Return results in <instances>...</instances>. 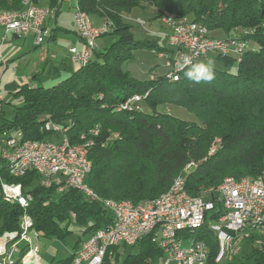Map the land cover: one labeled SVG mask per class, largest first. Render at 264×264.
I'll use <instances>...</instances> for the list:
<instances>
[{
    "label": "trees",
    "instance_id": "obj_1",
    "mask_svg": "<svg viewBox=\"0 0 264 264\" xmlns=\"http://www.w3.org/2000/svg\"><path fill=\"white\" fill-rule=\"evenodd\" d=\"M56 4L53 0L50 5ZM77 4L90 19L110 22L112 31L102 37L110 36L111 43L103 51L96 49L87 65L56 85L21 86L14 93L19 105L9 104L7 112L2 106L0 113V146L4 131H20L33 141L57 138L40 131L46 115L67 129L65 136L72 145L80 143L82 134L91 139L89 130L99 128L88 150L92 170L85 179L99 202L86 200L72 189L57 194L54 188L40 187L35 173L12 178L0 160L4 182L20 184L23 193L31 196L25 212L38 237L63 240L74 224L82 231L75 250L85 236L111 224L105 202L137 205L155 200L189 163L195 164L185 175V189L191 196L217 188L226 177L238 180L260 173L264 166V0H78ZM150 7L155 14L148 21L186 16L205 26L212 37L241 36L248 49L238 62L215 58L235 71L215 69L211 82L189 81L184 71L178 81H169L162 60L148 61L169 52L168 46L143 38V28L132 21L140 19L146 26V15L140 13ZM22 8L23 0H0V11ZM134 12L142 18L130 16ZM244 31L253 33L242 36ZM136 61H142L147 71L142 80L124 69ZM135 95L141 98L136 106L119 108ZM22 214L18 205L2 200L0 191V237L19 231ZM194 235L208 248L206 264H217L219 248L207 226ZM132 248L137 253H128L120 264H158L161 254L150 237ZM26 252V247L21 249L15 264ZM71 259L72 255L56 264ZM228 264H264V253L250 247L248 255L240 252Z\"/></svg>",
    "mask_w": 264,
    "mask_h": 264
},
{
    "label": "built area",
    "instance_id": "obj_2",
    "mask_svg": "<svg viewBox=\"0 0 264 264\" xmlns=\"http://www.w3.org/2000/svg\"><path fill=\"white\" fill-rule=\"evenodd\" d=\"M56 1L53 7H40L36 4L37 0L23 2L19 16L0 17V27L5 34L18 37L32 35L34 45L39 47L45 39L51 37L46 20L55 16L57 5L67 2L73 5L75 32L82 44L80 50L71 48L68 53L77 66L85 60H92L97 46L91 45L92 33H89L82 18L76 15L74 3L72 0ZM160 24L166 30L169 52L158 56L167 70L165 77L169 81H178L183 70L177 68V63L185 54L192 56L194 61L220 57L238 62L248 49L247 42L241 36L212 37L205 26L186 16L166 15L161 18ZM136 25L144 28L140 22ZM261 29L264 35V16ZM111 31L109 26L98 25L101 37ZM248 33L253 32L244 31L242 36ZM0 67H5L1 44ZM140 100V96H132L128 103L119 108L130 110ZM2 106L0 95V113ZM44 117L47 119V127L41 128V132H51L56 137L57 130H64L54 124L50 116ZM89 132L99 133V128L95 126ZM20 133L4 131L1 134L0 160L15 161L11 173H35L40 187L62 188L65 191L72 189L92 201V198L84 195L78 183V172L86 164L88 150L92 145L84 148L83 153H75L69 147H64L63 143L55 141L58 138L18 143ZM194 167V163L186 165L182 175L172 181L166 192L146 202V208L141 205L139 208L123 207V211H116V206L104 208L111 215L112 228H102L85 236L67 264H120L123 250L135 246L146 237H150L151 243L160 251L158 264H206L208 248L204 242L196 240L194 235L203 226H207L217 242V264L232 262L243 250L238 245L241 241H246L250 247L264 253V166L255 178L243 177L237 180L226 177L217 188L191 196L185 189V175ZM0 191L24 202L20 234L4 233L0 237V264H15L13 255L17 254L18 257L25 247L27 252L20 264H41L39 249L31 248L30 234L37 233L24 228V220H30L25 210L31 196L18 190V186H4L1 177ZM21 243L24 246L19 248ZM117 256L119 260H116Z\"/></svg>",
    "mask_w": 264,
    "mask_h": 264
},
{
    "label": "rangeland",
    "instance_id": "obj_3",
    "mask_svg": "<svg viewBox=\"0 0 264 264\" xmlns=\"http://www.w3.org/2000/svg\"><path fill=\"white\" fill-rule=\"evenodd\" d=\"M72 7H73V5H71L67 2H63L62 3V10L59 13V19L58 20L61 23H64L65 25H67L68 27L71 26L72 23L74 24ZM140 14L146 15V18L143 17V19L146 21V26L144 25V28L142 29L143 33L141 36L143 38H146L147 40L154 41V42L158 43V45L160 47H163V44L165 43L164 38H165V34H166L165 28L161 26L160 21H158V22H155V21L153 22L151 20L148 21L149 18H151L155 14V10H153L151 7L149 9L146 8V10H144V11L142 10V12ZM140 14H139V12H136V14L131 13L130 16L139 17ZM90 21H91V19H90ZM132 21H133V19H132ZM101 24H99V25H101ZM2 36H3V32L0 33V44H1V40H2L1 37ZM63 41H64V38L61 35H59L56 38V40L54 41V43H52V44L55 45L57 47V49L65 51V49L67 48V45L64 44ZM73 41H74V39H73ZM111 41H112V38L110 36H105V37L98 39L97 40L98 47L96 49L98 51H103L104 47L109 45L111 43ZM47 42H48V40L45 39L43 44L41 45V48L33 50L32 41H30V39H27V40L19 39L16 41L12 38L11 34H8L5 37V41L2 43L1 53L4 57L6 49H9L10 51H15L16 48L18 47L19 52H18V54H15V55H17V57H18V55L20 57H23L25 54H28L29 58L33 59V58H37V56H39L41 54L42 47H45L47 45ZM6 45H7V47H6ZM21 49L23 50L22 52H20ZM68 50H67V52H68ZM67 54H69V53H67ZM56 55H58L57 52H56ZM13 59H15V58H13ZM60 59L61 58L58 57V59H57L58 61H53V63L51 61H49L46 64H44V71H42L38 76L40 82H43L47 78H49L48 77V71L52 68V66H54L58 69H62V68H60L61 67ZM34 60H36V59H34ZM157 60H158V56L157 57L156 56L148 57V61H150L152 63H154ZM213 60L215 63V69L225 71V72H234L235 71V67L225 68L222 63L216 61L215 59H213ZM29 61H28V65L30 63ZM66 61H67V64L69 66L72 65L70 62V61H72L70 56H69V58H67ZM14 62H15V60H13L11 62V64L12 63L13 64L10 65L3 73H1L3 70V67H0V79L2 77L1 86L4 83L10 82V80L13 81V79L15 78V71H18L21 73V71L23 70L22 67L16 66ZM144 66L145 65L142 61L141 62L136 61L135 63L125 64L124 69L126 71H128L132 75V77H134L135 79L142 80L143 75H144V77H147V74H146L147 71L146 72L144 71V69H145ZM51 77H53V76H51ZM32 81H33L32 77H29V79L27 80V84L31 85L32 83H34ZM19 83H20V85L22 83L24 84L25 80H23L22 82H19ZM1 97L4 98L3 109L5 112L10 111L11 108H10L9 104H14L17 106L19 105V102L16 100V98L14 97V95L12 93H5L4 95L1 94ZM160 109L161 110H168L172 113V110L169 108L167 109L166 107H161ZM187 116H189L190 118L192 117L190 115H187ZM55 141L60 142L61 138L55 139ZM216 145H217V142L210 149L209 153H212L215 150ZM209 215L210 214H208V216ZM70 231H71V233L66 238H64L63 240L48 239V238H44V237H35L33 234H30L32 245L37 246L39 249V256H40V263L41 264H56L57 262L66 260L70 256V254L72 253V249L74 248L75 243L81 237V233H82V231L74 224L71 225ZM238 245L243 249L241 252L244 251L246 255L249 254L250 245L246 241H241V242H239ZM23 246H24V243H21L19 248H22ZM128 253L135 254V253H137V249L132 248V247L125 248L122 252L121 260H123ZM16 259H17V254H14L13 260L15 261Z\"/></svg>",
    "mask_w": 264,
    "mask_h": 264
},
{
    "label": "crops",
    "instance_id": "obj_4",
    "mask_svg": "<svg viewBox=\"0 0 264 264\" xmlns=\"http://www.w3.org/2000/svg\"><path fill=\"white\" fill-rule=\"evenodd\" d=\"M30 1H32V0H23V2H30ZM37 1H38V3H36V4L40 7H47V6L50 7L51 6L50 5L51 2L41 1V0H37ZM56 10H58V11L55 13V16L46 20V25L51 30V37L48 39L47 45L45 47H42L41 54L39 56H37V58H33V59L31 58L30 59L28 54H25L23 57H20L18 55V57H17V55H15V54H18V52H19L18 47L16 48L15 51H10L9 49H6L4 57L1 53L2 58L5 62V67H3V70L1 73H3L10 65L13 64V63L11 64V62L13 60H15V62H14L15 65L22 67L23 70L21 71V73L14 70L15 71V78L13 79V81L10 80V82L4 83V84H2V86H1V81H2V77H1V79H0V95L1 94L4 95L5 93H12L14 95V93H16L17 90L23 85H28L30 87H35L36 85H39L41 87H51L53 85H56L60 81L64 80L65 78L69 77L79 67L76 64H74L72 61H70L72 65L69 66L67 64V61H66L67 58H69V56H70L69 54H67L68 49L75 48L77 50H80L82 48V44L76 35L74 24L72 23L71 26L68 27L67 25H65L64 23H61L58 20L59 19V13L62 10V3L57 5ZM133 14H136V12H134ZM134 18H139V17H134ZM91 20H92L91 21L92 24L95 26H97L101 23V21L97 18H91ZM2 32H3V36L1 37V39H2L1 40V46H2V43L5 41L6 35H8V34H5V32L3 31V28L0 27V33H2ZM11 35H12V38L16 41L19 39H23V40L30 39V41H32L33 50L41 48V46L37 47L34 45L32 35H28L25 37H18L14 34H11ZM59 35H61L64 38L63 43L67 45V48L65 49V51L57 49V47L52 44V43H54V41L56 40V38ZM73 39H74V41H73ZM164 40H165V43L163 44V46H167L166 37L164 38ZM6 47H7V45H6ZM97 47H98V45H97ZM1 49H2V47H1ZM22 51L23 50L21 49L20 52H22ZM56 52L58 53V55H56ZM58 57L61 58L60 59V63H61L60 68H62V69H58V68L52 66V68L48 71V77L49 78H47L43 82H40L38 76L42 71H44V64H46L49 61H51L52 63H53V61H58L57 60ZM13 58H15V59H13ZM34 59H36V60H34ZM159 60H160V58L158 56V61ZM28 61L30 62L29 65H28ZM34 76H35V78H34ZM51 76H53V77H51ZM29 77H32V79H33L32 82H34L31 85L27 84V80L29 79ZM23 80H25V83L24 84L22 83L20 85L19 82H22ZM1 98H2V102H3L4 98L3 97H1ZM82 241H83V239H82ZM75 250L72 249V253L70 254V256L74 253Z\"/></svg>",
    "mask_w": 264,
    "mask_h": 264
},
{
    "label": "bare ground",
    "instance_id": "obj_5",
    "mask_svg": "<svg viewBox=\"0 0 264 264\" xmlns=\"http://www.w3.org/2000/svg\"><path fill=\"white\" fill-rule=\"evenodd\" d=\"M72 2L74 3V8L76 9V15L80 16L82 18V22L85 23L89 29V33H92L91 35V45L92 46H97V40L101 38V33H98V26H94L91 21L90 18L87 14H85L84 12H82L79 7H78V0H72ZM15 16H19V12H9V11H0V17H15ZM133 22L135 24H138V22H140L142 24V27H144L145 23L140 20V19H135L133 20ZM102 26H109L111 28L110 22L108 21H104L102 24ZM91 60H85L84 62L81 63V65L79 66H85L87 65ZM128 103V99L125 100L122 104H126ZM47 127V119L46 117L44 118V123L42 124L41 128H46ZM66 130L64 128V130H57L56 131V137L57 138H61V141L59 143H63L64 147H69L70 149L74 150L75 153H83L84 148L89 147L90 145L93 144L92 138L94 136H97L98 133L97 132H89L88 134L93 137L90 138H86V135L84 136H80L79 140L80 143L79 144H75L72 145L69 140L66 138L65 133ZM88 139V140H87ZM28 139H25L22 132L19 134L18 136V143H27ZM5 164V166H7L9 174L11 173V171L13 170V168H15V161H5L3 162ZM92 170V164L91 161L88 159H86V164L82 165L80 172H78V183L80 184V187L83 190V193L85 196H87L88 198H92V201L95 202H99L98 198H96V196L94 195V193L87 187V185L85 184V179L86 177L89 175V173ZM26 174H28L27 171H18V172H13L10 174V176L12 178H21L23 176H25ZM1 177V176H0ZM4 186L7 187H17L18 186V190H22V187L20 184H15V185H10L6 182H4ZM57 194H61L63 193L65 190H63L62 188H54ZM2 195V200L7 203V204H16L18 205L20 208L24 209V202H20V200L15 199V198H11L8 197V195H5L4 193L1 192ZM141 205V207H145L146 208V202L142 203V204H137V205H133L132 203L129 202H121V203H114V202H105L104 203V208H111L112 206H116V211H123V207H132V208H139ZM24 228L26 231H33L32 230V223L31 220H24ZM106 228H112V220H111V224L106 227ZM21 231V218H20V222H19V231L17 233L14 234H20ZM92 234V233H91ZM90 234V235H91ZM35 237H38L37 234H33ZM31 248L32 249H38L37 246L32 245L31 243ZM29 258V257H28Z\"/></svg>",
    "mask_w": 264,
    "mask_h": 264
},
{
    "label": "clouds",
    "instance_id": "obj_6",
    "mask_svg": "<svg viewBox=\"0 0 264 264\" xmlns=\"http://www.w3.org/2000/svg\"><path fill=\"white\" fill-rule=\"evenodd\" d=\"M177 68L184 71L187 80L197 84L211 82L214 79L215 63L212 58L194 61L192 56L185 54L177 63Z\"/></svg>",
    "mask_w": 264,
    "mask_h": 264
}]
</instances>
